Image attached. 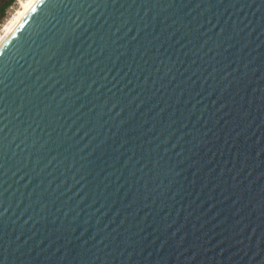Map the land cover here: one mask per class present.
<instances>
[{"label": "water", "instance_id": "95a60500", "mask_svg": "<svg viewBox=\"0 0 264 264\" xmlns=\"http://www.w3.org/2000/svg\"><path fill=\"white\" fill-rule=\"evenodd\" d=\"M0 264H264V0H37L0 46Z\"/></svg>", "mask_w": 264, "mask_h": 264}, {"label": "bare ground", "instance_id": "6f19581e", "mask_svg": "<svg viewBox=\"0 0 264 264\" xmlns=\"http://www.w3.org/2000/svg\"><path fill=\"white\" fill-rule=\"evenodd\" d=\"M37 0H21L19 7L12 14V16L3 24L0 31V46L6 41L14 29L18 26L20 21L33 6Z\"/></svg>", "mask_w": 264, "mask_h": 264}, {"label": "rangeland", "instance_id": "374dc122", "mask_svg": "<svg viewBox=\"0 0 264 264\" xmlns=\"http://www.w3.org/2000/svg\"><path fill=\"white\" fill-rule=\"evenodd\" d=\"M21 0H14L10 6H8L4 12V14L0 17V31L2 29L3 24L12 16V14L19 7V3Z\"/></svg>", "mask_w": 264, "mask_h": 264}, {"label": "trees", "instance_id": "16d2710c", "mask_svg": "<svg viewBox=\"0 0 264 264\" xmlns=\"http://www.w3.org/2000/svg\"><path fill=\"white\" fill-rule=\"evenodd\" d=\"M14 0H5L0 7V17L4 14L6 8L11 5Z\"/></svg>", "mask_w": 264, "mask_h": 264}, {"label": "flooded vegetation", "instance_id": "af4514ba", "mask_svg": "<svg viewBox=\"0 0 264 264\" xmlns=\"http://www.w3.org/2000/svg\"><path fill=\"white\" fill-rule=\"evenodd\" d=\"M4 1H5V0H0V7H1V5L3 4Z\"/></svg>", "mask_w": 264, "mask_h": 264}]
</instances>
